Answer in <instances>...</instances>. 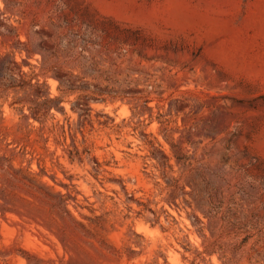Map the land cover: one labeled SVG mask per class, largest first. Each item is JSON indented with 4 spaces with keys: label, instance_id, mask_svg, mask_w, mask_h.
<instances>
[{
    "label": "rangeland",
    "instance_id": "374dc122",
    "mask_svg": "<svg viewBox=\"0 0 264 264\" xmlns=\"http://www.w3.org/2000/svg\"><path fill=\"white\" fill-rule=\"evenodd\" d=\"M0 264H264V0H0Z\"/></svg>",
    "mask_w": 264,
    "mask_h": 264
},
{
    "label": "trees",
    "instance_id": "16d2710c",
    "mask_svg": "<svg viewBox=\"0 0 264 264\" xmlns=\"http://www.w3.org/2000/svg\"><path fill=\"white\" fill-rule=\"evenodd\" d=\"M157 146L158 147H156V146H152L153 147V150H157V151H159V153L161 154V157L163 158V160H157V163H158V165L161 167V168H165V166L167 165L166 164V159L168 158L167 157V155L163 152V150L161 149V144L160 143H157ZM74 150H75V154L77 155H79V151L77 150V148H76V146H74ZM153 150H152V152L151 153H153ZM72 151L71 150H69V157H71V159H73L72 158ZM94 163H95V165L93 166V169H94V177L95 178H97V175L99 174V168L102 166V164H108L109 162H104V163H100V162H98L97 160H95L94 161ZM122 188H124V185L122 184ZM88 219L90 220V222L88 223V226H86V224L85 223H83V222H81V221H79V220H76V219H74L85 231H87V233H89V234H91V235H93L92 233H91V222H93L94 221V219H92V218H90V217H88Z\"/></svg>",
    "mask_w": 264,
    "mask_h": 264
}]
</instances>
